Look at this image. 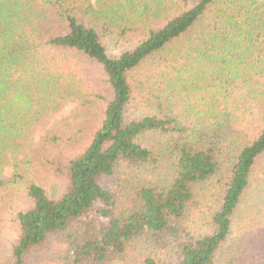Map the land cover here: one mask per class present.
I'll use <instances>...</instances> for the list:
<instances>
[{
  "label": "trees",
  "instance_id": "trees-1",
  "mask_svg": "<svg viewBox=\"0 0 264 264\" xmlns=\"http://www.w3.org/2000/svg\"><path fill=\"white\" fill-rule=\"evenodd\" d=\"M0 264H264V0H0Z\"/></svg>",
  "mask_w": 264,
  "mask_h": 264
},
{
  "label": "rangeland",
  "instance_id": "rangeland-1",
  "mask_svg": "<svg viewBox=\"0 0 264 264\" xmlns=\"http://www.w3.org/2000/svg\"><path fill=\"white\" fill-rule=\"evenodd\" d=\"M74 105H75V103H68V104L64 105V106L60 109V111H59L57 114H55V115L51 118V121L47 124L46 128L49 127V128H50L49 131H50V130H52V129L55 128V122H56L57 120L62 119V118H64L65 116H66L67 118H69V117H68V116H69V112H70V110L73 108ZM46 128L40 127V129H37L35 136L37 137V136H39L40 134H43V133L45 132ZM5 171H6V174L11 173V167H7V168L5 169Z\"/></svg>",
  "mask_w": 264,
  "mask_h": 264
}]
</instances>
